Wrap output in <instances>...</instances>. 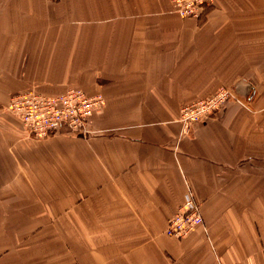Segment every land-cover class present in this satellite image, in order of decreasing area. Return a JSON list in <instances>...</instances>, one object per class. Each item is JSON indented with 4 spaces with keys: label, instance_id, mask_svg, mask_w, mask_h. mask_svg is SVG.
<instances>
[{
    "label": "crops",
    "instance_id": "1",
    "mask_svg": "<svg viewBox=\"0 0 264 264\" xmlns=\"http://www.w3.org/2000/svg\"><path fill=\"white\" fill-rule=\"evenodd\" d=\"M68 88L104 99L88 136L31 139L5 109ZM187 193L203 224L176 240ZM0 264H264V0L199 20L168 0H0Z\"/></svg>",
    "mask_w": 264,
    "mask_h": 264
},
{
    "label": "built area",
    "instance_id": "2",
    "mask_svg": "<svg viewBox=\"0 0 264 264\" xmlns=\"http://www.w3.org/2000/svg\"><path fill=\"white\" fill-rule=\"evenodd\" d=\"M168 1L173 12L181 20H199L212 5V0ZM231 96V91L222 87L208 98L182 107L180 122L184 125L198 123L215 114ZM100 104V97L85 98L77 91H69L58 99L29 92L18 96L13 94L7 110L19 118L26 134L35 138H45L49 133L63 128L81 134L83 122L90 111ZM202 224L200 206L192 195L187 193L175 215L169 220L166 234L176 239H184Z\"/></svg>",
    "mask_w": 264,
    "mask_h": 264
},
{
    "label": "rangeland",
    "instance_id": "3",
    "mask_svg": "<svg viewBox=\"0 0 264 264\" xmlns=\"http://www.w3.org/2000/svg\"><path fill=\"white\" fill-rule=\"evenodd\" d=\"M220 88H222V87H220ZM220 88H218V89H220ZM226 88V87H225ZM217 89V90H218ZM229 89V88H228ZM216 90V91H217ZM230 91H231V93H232V96H231V98H229V100L228 101H231L232 99L233 100H235V99H237L238 97L237 96H240L241 97V99H243V97H242V95L241 94H237L236 92H234L233 91V87L231 88V89H229ZM69 91H77V92H80V93H82L83 94V96L85 97V98H93V96H87V95H85L82 91H79V90H76V89H74V88H68V89H66L65 91H63V92H61V93H59V94H55V95H48V94H45V93H42V92H38V91H36V90H25V91H21V92H15V96H18V95H23V94H26V93H29V92H34V93H39V94H42V95H45L46 97H48V98H56V99H58L59 97H61L62 95H64V94H66L67 92H69ZM215 91V92H216ZM214 92V93H215ZM214 93H212L211 95H213ZM210 95V96H211ZM12 96V95H11ZM10 96V97H11ZM100 97L101 98V104L98 106V107H96V108H93L91 111H90V114H89V116L87 117V119L83 122V126H82V128H81V134H75V133H73V132H71V131H69V130H67V129H65V128H63V129H61V130H59V131H54V132H51V133H49L48 134V136L47 137H45V138H35V137H33V136H30V135H28V134H26V136L27 137H29V138H31V139H35V140H47V139H50V138H52V137H55V136H62V135H67V136H76V135H79V136H88V134H89V130H88V124H89V121L91 120V116L95 113V112H97V111H99L102 107H103V105H104V99H103V97L100 95V94H96V95H94V97ZM10 97H9V99H8V101H7V103H6V105H5V109H8V106H9V100H10ZM209 97V96H208ZM208 97H206V98H208ZM206 98H204V99H206ZM204 99H202V100H204ZM238 100V99H237ZM200 101V100H199ZM227 101V102H228ZM198 102V101H197ZM227 102H225L224 104H226ZM194 103H196V102H194ZM194 103H192V104H194ZM223 104V105H224ZM188 105H191V104H188ZM188 105H183V106H181V108L182 107H184V106H188ZM222 105V106H223ZM180 108V109H181ZM180 109H179V120H180ZM214 114H212L211 116H213ZM15 117H17L16 115H14ZM210 117V116H209ZM18 118V117H17ZM19 119V118H18ZM20 121V120H19ZM20 124H21V122H20ZM193 124H195V123H193ZM184 125V124H183ZM189 125H191V124H189ZM21 126H22V124H21ZM186 126V125H185ZM84 128V129H83ZM84 131H83V130ZM196 202V201H195ZM199 204V203H198ZM199 206H200V204H199ZM200 213H201V210H200ZM201 216H202V214H201ZM200 227V226H199ZM196 229V228H195ZM166 230H167V228H166ZM166 230H165V234H166ZM167 235V234H166ZM168 237H170V238H173V239H176V238H174V237H172V236H169V235H167ZM176 240H182V239H176Z\"/></svg>",
    "mask_w": 264,
    "mask_h": 264
},
{
    "label": "water",
    "instance_id": "4",
    "mask_svg": "<svg viewBox=\"0 0 264 264\" xmlns=\"http://www.w3.org/2000/svg\"><path fill=\"white\" fill-rule=\"evenodd\" d=\"M242 87H243V85L241 83H237L233 86V91L238 93V94L239 93L242 94ZM244 87H245L244 89H246V91L243 94H245V93L247 94V87L246 86H244Z\"/></svg>",
    "mask_w": 264,
    "mask_h": 264
}]
</instances>
